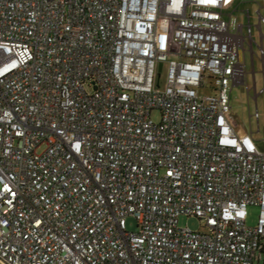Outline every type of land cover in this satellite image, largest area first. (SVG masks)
Wrapping results in <instances>:
<instances>
[{
  "label": "built area",
  "instance_id": "built-area-1",
  "mask_svg": "<svg viewBox=\"0 0 264 264\" xmlns=\"http://www.w3.org/2000/svg\"><path fill=\"white\" fill-rule=\"evenodd\" d=\"M235 1L0 0L1 264L264 259V150L230 96L246 42L264 74V14L232 30Z\"/></svg>",
  "mask_w": 264,
  "mask_h": 264
},
{
  "label": "rangeland",
  "instance_id": "rangeland-1",
  "mask_svg": "<svg viewBox=\"0 0 264 264\" xmlns=\"http://www.w3.org/2000/svg\"><path fill=\"white\" fill-rule=\"evenodd\" d=\"M263 6L261 13L264 14V0H236L232 7L224 11L225 19L231 23L232 30H235L238 24L247 25L248 19L246 10H249L251 15V23L253 24V34L258 39V29L256 24L258 23V8ZM229 13H232L229 16ZM170 19L165 16H160L157 23V44L160 51L170 52L174 48H169L165 44V40L169 35ZM246 27L244 28V30ZM264 32V26H263ZM245 49L242 60L245 63V70L247 72V85L233 86L231 96V110L233 113L234 126L238 130L251 131L253 132L254 138L261 149L264 150V93L260 94L255 99V90L260 91L264 87V74L262 62L258 58L259 49L257 46L254 47L255 57V82L256 87L254 89V77L252 73V62L249 44L245 43ZM169 58H176V56L169 54ZM163 69V66H162ZM166 76V69L161 73V79L164 81ZM207 87H201L199 93L201 95L209 94L212 90L209 87L208 80L205 81ZM259 112V120L255 117V112ZM151 118L155 122L161 120V112L158 108H154L151 111ZM249 216L247 219L248 225H255L259 214V208L254 205L248 207ZM180 226H188L193 230H205L204 224L200 222L197 217L181 215L179 218ZM127 227L131 230L136 229V219L132 216L127 217ZM255 264H264V259Z\"/></svg>",
  "mask_w": 264,
  "mask_h": 264
},
{
  "label": "crops",
  "instance_id": "crops-1",
  "mask_svg": "<svg viewBox=\"0 0 264 264\" xmlns=\"http://www.w3.org/2000/svg\"><path fill=\"white\" fill-rule=\"evenodd\" d=\"M233 124H234V122H233ZM235 125V124H234ZM239 131V133H244L245 131H243V130H238ZM247 132V131H246ZM253 133V132H252ZM254 137V136H253ZM257 141V140H256Z\"/></svg>",
  "mask_w": 264,
  "mask_h": 264
},
{
  "label": "water",
  "instance_id": "water-1",
  "mask_svg": "<svg viewBox=\"0 0 264 264\" xmlns=\"http://www.w3.org/2000/svg\"><path fill=\"white\" fill-rule=\"evenodd\" d=\"M1 264V263H0Z\"/></svg>",
  "mask_w": 264,
  "mask_h": 264
}]
</instances>
